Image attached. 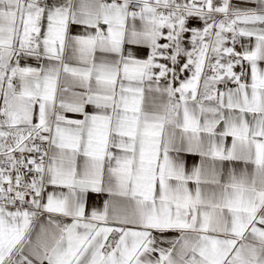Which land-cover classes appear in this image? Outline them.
I'll return each instance as SVG.
<instances>
[{
	"label": "snow or ice",
	"instance_id": "snow-or-ice-1",
	"mask_svg": "<svg viewBox=\"0 0 264 264\" xmlns=\"http://www.w3.org/2000/svg\"><path fill=\"white\" fill-rule=\"evenodd\" d=\"M0 264H264V0H0Z\"/></svg>",
	"mask_w": 264,
	"mask_h": 264
}]
</instances>
